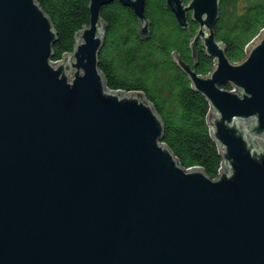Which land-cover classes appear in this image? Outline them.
Listing matches in <instances>:
<instances>
[{
  "label": "water",
  "instance_id": "water-1",
  "mask_svg": "<svg viewBox=\"0 0 264 264\" xmlns=\"http://www.w3.org/2000/svg\"><path fill=\"white\" fill-rule=\"evenodd\" d=\"M89 1L90 23L54 61L38 0H0V264H264V28L234 62L216 36L221 0H166L180 27L198 24L194 64L173 57L210 103L212 178L164 142L144 91L109 86L101 11L115 0ZM118 1L147 39L146 0Z\"/></svg>",
  "mask_w": 264,
  "mask_h": 264
},
{
  "label": "trees",
  "instance_id": "trees-1",
  "mask_svg": "<svg viewBox=\"0 0 264 264\" xmlns=\"http://www.w3.org/2000/svg\"><path fill=\"white\" fill-rule=\"evenodd\" d=\"M188 2L189 0H185ZM49 14L57 31L53 60L72 52L77 33L90 23L89 0H38ZM107 35L100 54V68L113 89L141 90L152 101L165 123L164 142L185 167L200 166L216 178L222 156L208 123L210 103L194 89L187 74L177 65V52L190 64V40L198 24L189 17L182 28L166 0H146V16L151 21L150 35L138 33L139 20L134 11L120 1L102 7ZM264 28V0H221L217 39L226 46L230 60L241 61L247 45ZM195 69L207 75L215 60L202 42ZM224 88H232L225 84Z\"/></svg>",
  "mask_w": 264,
  "mask_h": 264
},
{
  "label": "rangeland",
  "instance_id": "rangeland-1",
  "mask_svg": "<svg viewBox=\"0 0 264 264\" xmlns=\"http://www.w3.org/2000/svg\"><path fill=\"white\" fill-rule=\"evenodd\" d=\"M255 40H256V39H255ZM68 71H69L70 77H73V74H74V73H73V71H72V69H71L70 66L68 67Z\"/></svg>",
  "mask_w": 264,
  "mask_h": 264
}]
</instances>
